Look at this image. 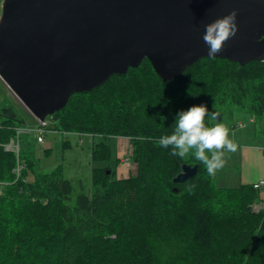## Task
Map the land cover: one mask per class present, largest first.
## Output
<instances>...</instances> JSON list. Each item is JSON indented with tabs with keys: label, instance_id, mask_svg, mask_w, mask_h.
Wrapping results in <instances>:
<instances>
[{
	"label": "trees",
	"instance_id": "16d2710c",
	"mask_svg": "<svg viewBox=\"0 0 264 264\" xmlns=\"http://www.w3.org/2000/svg\"><path fill=\"white\" fill-rule=\"evenodd\" d=\"M200 104L264 120V61L203 58L163 81L144 60L73 93L49 116L51 131L125 138L137 174L112 180L109 168L93 166L89 192L72 206L73 184L61 165L38 172L20 148L21 134L18 156L6 150L25 120L0 105V264H264V208L247 210L261 203L259 189L217 187L194 153L180 158L160 146L176 114ZM110 156L105 143L91 145L93 163ZM183 165L197 172L174 183Z\"/></svg>",
	"mask_w": 264,
	"mask_h": 264
},
{
	"label": "water",
	"instance_id": "95a60500",
	"mask_svg": "<svg viewBox=\"0 0 264 264\" xmlns=\"http://www.w3.org/2000/svg\"><path fill=\"white\" fill-rule=\"evenodd\" d=\"M238 10V31L208 57L204 25ZM264 61V0H4L0 79L39 119L147 60L163 81L200 59ZM183 165L173 182L193 178ZM109 174V172L107 173ZM253 212V207L247 208Z\"/></svg>",
	"mask_w": 264,
	"mask_h": 264
},
{
	"label": "rangeland",
	"instance_id": "374dc122",
	"mask_svg": "<svg viewBox=\"0 0 264 264\" xmlns=\"http://www.w3.org/2000/svg\"><path fill=\"white\" fill-rule=\"evenodd\" d=\"M0 105L12 106L19 116L24 118L25 125L34 127V118L27 113L26 108L1 80ZM212 111L219 113V122L223 123L228 129V139L231 141V147H236L233 152L236 151L237 146L241 144L247 145L246 147L255 148L256 144H258L256 142L258 138L250 134L254 129H256L258 137H261L260 139L264 137L263 119L252 117L248 112L232 106H219ZM30 116L33 119L30 118ZM205 119L206 123L217 122L208 121L207 117H205ZM46 121L48 123V129L43 137V142L40 144L36 142L35 133L22 134V128L20 129V148L23 151L25 150L29 157L34 159L38 172H49L58 165L62 166L64 178L71 181L73 184L72 195L67 201L69 206L74 204L77 195L80 193L87 194L89 192L91 170L93 166L101 167L104 165L109 168V170L112 171V180L128 178L137 174L136 166L131 160V145L127 139L91 137L89 135L79 134L64 136L60 133L51 131L53 129V124L49 116L46 117ZM239 124H242L244 128L239 129ZM246 129V132L249 134L245 136L243 143H239L240 138L238 134ZM259 130H262V132H259ZM233 137H237L235 138L236 143H234ZM99 142H103L109 146L111 156L108 161L98 165L91 161V145ZM226 148L227 147L221 150L223 166L214 172L213 179L217 187L236 188L240 186L238 179L239 176L243 174L242 171H244L246 167H254L257 161H262V158L253 159L252 157L245 156L241 161L235 160ZM194 151V149L190 150L191 153H194ZM30 179L32 178L30 177ZM259 193L261 203L253 206L254 211H258L260 208L264 207V190H261Z\"/></svg>",
	"mask_w": 264,
	"mask_h": 264
},
{
	"label": "clouds",
	"instance_id": "9594fccd",
	"mask_svg": "<svg viewBox=\"0 0 264 264\" xmlns=\"http://www.w3.org/2000/svg\"><path fill=\"white\" fill-rule=\"evenodd\" d=\"M237 15L238 10L234 9L228 15L204 25L202 39L207 46L209 58L216 57L223 44L236 35ZM205 117L208 121L217 122L206 123ZM218 118L219 113L210 111L204 104L180 110L175 116L171 134L160 137V146L165 149L171 148V155L180 158L194 149L195 159L206 164L208 173L212 175L223 166L221 149L231 147L228 129Z\"/></svg>",
	"mask_w": 264,
	"mask_h": 264
},
{
	"label": "crops",
	"instance_id": "0c3cea01",
	"mask_svg": "<svg viewBox=\"0 0 264 264\" xmlns=\"http://www.w3.org/2000/svg\"><path fill=\"white\" fill-rule=\"evenodd\" d=\"M238 128L243 129L244 127L242 124H239ZM246 131H247V129L245 131H242L240 134H238V136L240 138L239 143H243L245 136L249 134ZM259 132H262V130H259ZM256 133H257L256 129H254V131H252L250 133L253 136H255L256 138H258L256 141L258 144H256L255 148L246 147L247 145H242V144L238 145L237 150L234 152H233V150L236 148L235 146H232L230 148H228V147L226 148V150H228V152H230L231 156L234 157L235 160L241 161L244 159L245 156L252 157L253 159H258L259 157L262 158V161H257L255 163L254 167H252V168L246 167L244 169V171H242L243 174L240 175L239 179H238V182L240 183V185H254L260 181H264V157H262V156H264V137L262 139H260L261 137L259 138ZM235 138H237V137H233L234 143H236ZM256 147H259V148H256ZM261 190H264V187L260 188L259 192Z\"/></svg>",
	"mask_w": 264,
	"mask_h": 264
},
{
	"label": "built area",
	"instance_id": "2783aa9c",
	"mask_svg": "<svg viewBox=\"0 0 264 264\" xmlns=\"http://www.w3.org/2000/svg\"><path fill=\"white\" fill-rule=\"evenodd\" d=\"M2 4H3V0H0V16H1ZM27 113L29 115H31L28 111H27ZM33 121H34V127H30L29 125H25L22 128V134L35 133L37 135V138H36L37 143L40 144L43 142V137H44L43 132H44V128L46 127L47 124L45 121H40L38 119H33ZM18 137H19V135H17L16 139L12 140L11 143L8 146H6V149L10 150L11 152L15 153L16 155L18 154V151H19ZM261 187H264V181H260L257 184L253 185L254 189H259Z\"/></svg>",
	"mask_w": 264,
	"mask_h": 264
},
{
	"label": "bare ground",
	"instance_id": "6f19581e",
	"mask_svg": "<svg viewBox=\"0 0 264 264\" xmlns=\"http://www.w3.org/2000/svg\"><path fill=\"white\" fill-rule=\"evenodd\" d=\"M4 1V0H3ZM1 13H2V10H1ZM1 80V79H0ZM2 81V80H1ZM3 82V81H2ZM7 86V85H6ZM8 87V86H7ZM8 89L16 96V94L8 87ZM19 100V99H18ZM20 101V100H19ZM23 105V104H22ZM34 119H37L36 117H34L33 115H31ZM46 119V118H45ZM45 119L44 120H42V121H45ZM39 120V119H38ZM20 133H21V131H20V129H17V131H16V136L17 135H20ZM18 145H19V139H18ZM222 149H224V148H222ZM221 149V150H222ZM7 151H10V150H8V149H6ZM18 153H19V151H18ZM15 154V153H14ZM16 155V154H15ZM16 156H18V154L16 155ZM261 188H263V187H261ZM260 189V188H259ZM253 207V206H252ZM254 208V207H253ZM253 211H254V209H253Z\"/></svg>",
	"mask_w": 264,
	"mask_h": 264
}]
</instances>
